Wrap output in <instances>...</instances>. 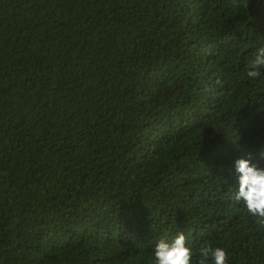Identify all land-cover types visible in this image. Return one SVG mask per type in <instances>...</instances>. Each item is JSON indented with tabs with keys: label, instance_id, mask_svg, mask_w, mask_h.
<instances>
[{
	"label": "trees",
	"instance_id": "trees-1",
	"mask_svg": "<svg viewBox=\"0 0 264 264\" xmlns=\"http://www.w3.org/2000/svg\"><path fill=\"white\" fill-rule=\"evenodd\" d=\"M261 46L264 0H0V264H264Z\"/></svg>",
	"mask_w": 264,
	"mask_h": 264
},
{
	"label": "clouds",
	"instance_id": "clouds-1",
	"mask_svg": "<svg viewBox=\"0 0 264 264\" xmlns=\"http://www.w3.org/2000/svg\"><path fill=\"white\" fill-rule=\"evenodd\" d=\"M264 68V46L259 47L247 68V76L255 79L261 75ZM249 158H238L234 167L238 173V191L235 193V200L242 201L247 212L257 218V223L264 226V167L259 166ZM264 159V149L259 153ZM200 259L198 264H208V259L214 264H226L227 253L221 247L213 248L210 245H203L199 249ZM193 251L186 245V237L183 232H178L172 241L160 239L155 245V264H192Z\"/></svg>",
	"mask_w": 264,
	"mask_h": 264
}]
</instances>
